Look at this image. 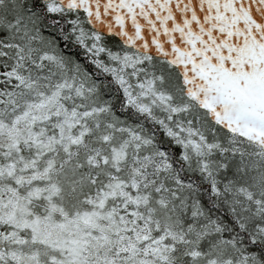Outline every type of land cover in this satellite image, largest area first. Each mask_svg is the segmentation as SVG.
Segmentation results:
<instances>
[{
  "label": "snow or ice",
  "instance_id": "snow-or-ice-1",
  "mask_svg": "<svg viewBox=\"0 0 264 264\" xmlns=\"http://www.w3.org/2000/svg\"><path fill=\"white\" fill-rule=\"evenodd\" d=\"M0 264H264V0H0Z\"/></svg>",
  "mask_w": 264,
  "mask_h": 264
}]
</instances>
